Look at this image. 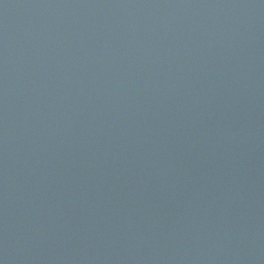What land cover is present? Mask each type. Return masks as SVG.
I'll return each mask as SVG.
<instances>
[{
    "label": "water",
    "instance_id": "obj_1",
    "mask_svg": "<svg viewBox=\"0 0 264 264\" xmlns=\"http://www.w3.org/2000/svg\"><path fill=\"white\" fill-rule=\"evenodd\" d=\"M0 264H264V0H0Z\"/></svg>",
    "mask_w": 264,
    "mask_h": 264
}]
</instances>
